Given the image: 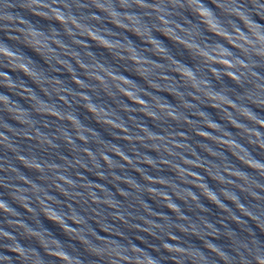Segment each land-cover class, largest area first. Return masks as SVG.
I'll list each match as a JSON object with an SVG mask.
<instances>
[{
  "label": "water",
  "instance_id": "water-1",
  "mask_svg": "<svg viewBox=\"0 0 264 264\" xmlns=\"http://www.w3.org/2000/svg\"><path fill=\"white\" fill-rule=\"evenodd\" d=\"M260 249L264 0H0V264Z\"/></svg>",
  "mask_w": 264,
  "mask_h": 264
},
{
  "label": "clouds",
  "instance_id": "clouds-1",
  "mask_svg": "<svg viewBox=\"0 0 264 264\" xmlns=\"http://www.w3.org/2000/svg\"><path fill=\"white\" fill-rule=\"evenodd\" d=\"M249 256L250 258H247L249 264H264V250L253 251Z\"/></svg>",
  "mask_w": 264,
  "mask_h": 264
}]
</instances>
